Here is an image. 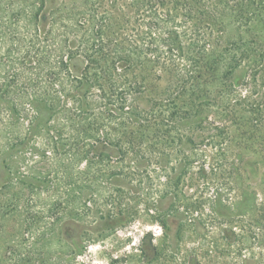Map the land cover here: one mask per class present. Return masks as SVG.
<instances>
[{"label":"trees","instance_id":"obj_1","mask_svg":"<svg viewBox=\"0 0 264 264\" xmlns=\"http://www.w3.org/2000/svg\"><path fill=\"white\" fill-rule=\"evenodd\" d=\"M216 1L0 0V103L6 102L8 127L6 190L18 191L25 182L47 188L54 175L62 191L61 205L53 196L47 201H54L60 215H71L62 220L73 253L82 245L79 212L85 210L100 220L103 212H118L116 206L106 207L100 201L119 191L132 173H118L110 165L126 157L132 161L133 155L146 160L142 148L147 146L135 150L132 146L142 145L151 132L163 136L166 130L155 123L157 118L180 120L185 129L184 169L191 168L196 151L192 133L207 123L212 102L217 98L225 103L229 95L228 87L204 88L196 82V70L214 54V27H227L228 19L231 24L244 20L232 28L241 36L246 23L255 25L258 12L264 16L263 7L250 11L246 0ZM144 9L146 20L132 17ZM222 52L220 62L211 65L217 70L223 67L227 76L240 63L229 57L227 47ZM140 69L166 80L161 96L147 98L148 110L138 101L146 93ZM35 157L53 160L57 171H37ZM105 176L112 187L108 190L102 187ZM224 202L214 197L211 210L221 213L228 205ZM261 206L262 212L250 195L251 212L245 211L243 229L236 231L226 222L219 226L226 245L223 252L233 253L243 264H264Z\"/></svg>","mask_w":264,"mask_h":264},{"label":"rangeland","instance_id":"obj_2","mask_svg":"<svg viewBox=\"0 0 264 264\" xmlns=\"http://www.w3.org/2000/svg\"><path fill=\"white\" fill-rule=\"evenodd\" d=\"M245 4L250 11L264 8V0H246ZM146 12L141 10L132 17L146 20ZM215 17L222 22L223 18ZM248 19L251 21V17ZM228 20L227 27H214V54L211 61H204L196 70V82L204 88L228 87L229 95L225 103L217 98L212 102L206 112L207 123L192 133L196 151L191 157V168L184 169L185 129L180 120L161 122L157 118L155 123L163 125L166 133L161 137L151 132L142 145L132 146L134 150L147 146L142 148L147 159L142 161L133 155L132 161L126 157L110 165V170L118 173H132L127 184L100 201L106 207L116 206L118 212H103L102 220L88 216L85 210L79 212L82 245L75 253L64 223L71 215H60L61 211L52 206L54 201H47L53 196L61 205L62 191L51 174L58 169L53 160L35 157L39 162L35 166L37 171L50 172L52 176L47 188L25 182L18 191L6 190L8 127L6 102L0 103V264H243L239 258L234 259L233 253L231 256L223 252L226 245L221 242L219 226L226 222V226H235L236 231L243 229L245 211L251 212L250 195L256 200V208L263 211L264 16L258 12L255 25L246 23L241 36L232 28L245 21L239 20L238 24L235 19L231 24ZM224 47L229 49V57L240 63L227 76L223 67L217 70L211 65L213 61L220 62ZM140 75L146 93L138 101L148 110L147 98L161 96L166 80L143 69ZM223 107L227 109L224 113L220 112ZM108 178H103L104 190L112 188ZM216 196L228 204L219 214L211 210ZM237 203L239 207L235 206Z\"/></svg>","mask_w":264,"mask_h":264}]
</instances>
